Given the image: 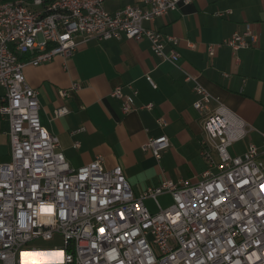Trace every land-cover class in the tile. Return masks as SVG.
<instances>
[{
	"label": "built area",
	"instance_id": "built-area-1",
	"mask_svg": "<svg viewBox=\"0 0 264 264\" xmlns=\"http://www.w3.org/2000/svg\"><path fill=\"white\" fill-rule=\"evenodd\" d=\"M109 1L128 4L111 13L105 8ZM193 1L0 2V88L5 91L0 110L9 120L11 144L9 162L0 164V264H264V163L256 160L259 151L253 144L244 156L231 155L249 125L196 76L179 67L199 97L194 108L204 116L200 156L207 169L197 182L167 180L140 196L122 167L106 169L101 157L78 169L70 166L58 151L59 139L42 125L39 93L25 79L27 66L71 59L81 44L77 37L82 43L148 40L157 57L177 65L178 39L146 25ZM257 42L258 33L247 25L224 45L237 52ZM208 53L213 56L215 47ZM146 78L156 88L151 76ZM112 96L124 114L154 108L136 106L120 86ZM67 113L58 109L54 118ZM156 122L161 129L168 126L164 117ZM169 147L163 134L143 150L159 159ZM162 195L171 196L167 209L158 201ZM148 198L157 213L145 205ZM55 237L62 238L59 247L35 245Z\"/></svg>",
	"mask_w": 264,
	"mask_h": 264
},
{
	"label": "crops",
	"instance_id": "crops-1",
	"mask_svg": "<svg viewBox=\"0 0 264 264\" xmlns=\"http://www.w3.org/2000/svg\"><path fill=\"white\" fill-rule=\"evenodd\" d=\"M106 3L114 4L105 7L111 13L128 4ZM247 25L258 33L255 47L234 52L224 45ZM146 26L178 39L177 65L157 57L148 40L82 43L77 37L81 44L71 59L56 57L25 68L27 84L39 93L41 123L59 139L58 151L70 166L78 169L101 157L106 169L122 167L136 196L167 180H201L207 169L200 156L204 116L194 108L199 98L194 84L185 80L179 67L249 125L248 135L230 148L231 155L242 157L253 144L259 151L256 160L264 163V0H194ZM210 46L215 47L213 56ZM74 84L80 88L74 90ZM118 86L136 106L154 108L124 114L112 96ZM4 94L0 88V106ZM63 108L68 113L54 118ZM158 117L167 119L166 129L159 128ZM9 131V120L0 110V164L11 158ZM163 134L170 147L157 159L143 146Z\"/></svg>",
	"mask_w": 264,
	"mask_h": 264
},
{
	"label": "rangeland",
	"instance_id": "rangeland-1",
	"mask_svg": "<svg viewBox=\"0 0 264 264\" xmlns=\"http://www.w3.org/2000/svg\"><path fill=\"white\" fill-rule=\"evenodd\" d=\"M111 5H114V4L113 3H111V4L106 3L105 7H107V9H109L111 7ZM235 144H237V143H235ZM158 201L164 209H167L172 205V200H171V197L169 195H162V196L158 197ZM144 203L152 213H157L158 210H157L156 205L154 204V201L152 199H149V198L145 199ZM61 244H62V238L61 237H55V239L51 242L38 241L35 245L38 247H42V248H52L54 246L59 247Z\"/></svg>",
	"mask_w": 264,
	"mask_h": 264
},
{
	"label": "trees",
	"instance_id": "trees-1",
	"mask_svg": "<svg viewBox=\"0 0 264 264\" xmlns=\"http://www.w3.org/2000/svg\"><path fill=\"white\" fill-rule=\"evenodd\" d=\"M12 1H16V0H0V2H12ZM29 1H32V0H29Z\"/></svg>",
	"mask_w": 264,
	"mask_h": 264
},
{
	"label": "bare ground",
	"instance_id": "bare-ground-1",
	"mask_svg": "<svg viewBox=\"0 0 264 264\" xmlns=\"http://www.w3.org/2000/svg\"><path fill=\"white\" fill-rule=\"evenodd\" d=\"M36 264V263H35ZM41 264H45V263H41Z\"/></svg>",
	"mask_w": 264,
	"mask_h": 264
},
{
	"label": "snow or ice",
	"instance_id": "snow-or-ice-1",
	"mask_svg": "<svg viewBox=\"0 0 264 264\" xmlns=\"http://www.w3.org/2000/svg\"><path fill=\"white\" fill-rule=\"evenodd\" d=\"M101 231H103V230H101Z\"/></svg>",
	"mask_w": 264,
	"mask_h": 264
}]
</instances>
